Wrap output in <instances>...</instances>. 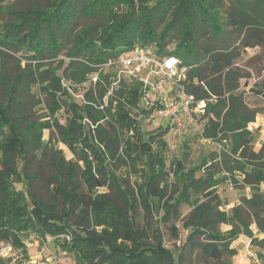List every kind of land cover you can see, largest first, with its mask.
<instances>
[{"label": "trees", "instance_id": "1", "mask_svg": "<svg viewBox=\"0 0 264 264\" xmlns=\"http://www.w3.org/2000/svg\"><path fill=\"white\" fill-rule=\"evenodd\" d=\"M12 1L0 0V9ZM44 1V6L18 12L0 34V48L17 53L23 50V57L37 61L38 72L27 68L15 75L5 70L0 74V86L5 91L0 101V241L11 244L27 260V238L44 243L48 237L65 235L70 241L64 240L61 246L74 255L76 264H182V253L175 255L164 245L158 227H154L155 241H151L152 235L137 222L136 209L143 203L145 215L163 211L161 220L170 222L184 202L190 203L192 193H198L203 201L196 204L188 219V244L200 250L202 264H232V258L225 257L237 254L229 247L242 231L254 242L258 240L241 218L240 206L230 212L221 210L227 204L216 195L215 188L237 171L252 191L243 203L254 212L258 232L264 234V143L258 153L249 154L243 147L253 139L239 106L233 102L231 109L223 113L229 102L220 80L240 51L232 50L230 45L221 49L213 41L218 37L234 38L244 49L263 45L264 0H228L231 7L223 18L230 31L216 22L211 10L217 7L216 0H151V5L145 4L139 10L136 0ZM123 6L127 10L121 13ZM170 12L172 18L165 22ZM80 18L102 22L77 30ZM202 35H207L206 41ZM171 42L176 46L168 52ZM148 44L156 45L160 54L182 59L188 68L185 84L197 99L215 97L208 104L203 138L228 141L233 155L242 151L240 160L226 163L224 168L220 163L225 161L226 153H214L187 171L185 159L176 160L173 171L180 188L178 196L172 195L171 199L167 189L161 187L171 176L166 139L169 128L145 130L134 111L141 100L140 84L123 80L109 94L111 72L103 68L123 52ZM63 49L69 62L59 74L64 62L57 59ZM47 58L53 64H42ZM78 67L80 72L74 71ZM95 74L100 76L98 85L81 89L87 103L80 102L70 89L77 91L78 85L89 82ZM34 86L38 93L42 88L50 100L51 117L41 122L28 120L29 93ZM255 92L264 98V86ZM62 110L66 114L64 123L56 116ZM46 130L58 134L75 160H68L62 149L56 150L50 144L52 139L44 142ZM41 151L53 154V200L49 202H40L34 195L38 175L29 171ZM251 159L256 163H250L247 170L245 162ZM139 166L145 176V189L136 201L134 193L126 189L128 179L118 169ZM201 171L202 176L196 177L195 173ZM17 183H23V189H18ZM102 188L107 192L101 193ZM235 222L243 229H237ZM222 224H233V228L223 233ZM99 226L104 229L97 233L95 228ZM173 229L174 238H178L175 226ZM119 239L136 249L124 248L128 246L118 243ZM260 256L263 258L262 253ZM0 264H5L1 257Z\"/></svg>", "mask_w": 264, "mask_h": 264}, {"label": "rangeland", "instance_id": "2", "mask_svg": "<svg viewBox=\"0 0 264 264\" xmlns=\"http://www.w3.org/2000/svg\"><path fill=\"white\" fill-rule=\"evenodd\" d=\"M216 1L217 7L211 10L215 12L217 20L223 19L222 22H220L221 20H216V22H218L219 26L224 30L230 31L231 27L225 26L224 22H226V19L223 17L225 16V12L231 7V3L228 0ZM136 2L138 10L145 4L151 5V0H136ZM41 5H45L44 0H15L4 4L0 9V34L3 32L5 24L14 21L18 12L26 9L38 8L41 7ZM126 8L127 7L123 6V8H121V13L126 12ZM171 18L172 13L170 12L169 14L167 13L164 20L165 22H168ZM101 22V19L94 20L80 18L76 24V29L78 30L88 25L100 24ZM207 28L201 31L205 32ZM206 36L207 35H202V38H204L205 41L207 40ZM224 40L225 42L223 43L222 41ZM213 42L221 49H224L225 45H230L232 50L240 51L239 58L234 61L230 71L226 72L220 80L226 91L224 97L229 102L228 108L224 109L223 113L226 114L227 111L231 109L233 102L239 106L238 111L242 115L243 120L248 123L246 130L249 132L250 138L253 139L251 144H247L243 148L247 149L249 154L251 152L258 153L264 143V98L257 95L255 90L264 86V44L254 48L244 49L237 46L234 38L228 37L221 40V37H218ZM175 46L176 42H171L168 46V52L173 50ZM22 51L17 53L2 50L0 48V74H3V70H5L15 75V72H20V70L24 71V69L27 68H32L35 70L36 74L38 73L36 70L37 61L26 59L23 57L24 51ZM65 53L66 49H63L61 51V55H59L57 59L58 61L62 60L64 62V66L61 70H59V74H62L64 68L69 62ZM51 61L53 60L47 58L42 64H53ZM19 65L21 68L18 70ZM54 66H57V62H54ZM45 68L47 67L42 68V70ZM111 68L105 69L108 71L111 70ZM74 71L80 72V67ZM46 75L44 76L46 77ZM65 83L68 84L67 81H65ZM229 86L231 87V90H229ZM36 89L37 88L34 86L32 91L29 93V97L32 99L31 103L27 106L28 112L30 113L28 120L41 122L42 118L47 120L51 117L49 109L50 100L46 97L42 88L39 93L36 92ZM4 94L5 91L0 86V101L3 99ZM56 116L62 123L65 122L66 114L64 110L60 111ZM207 120L208 116L206 114L200 116L193 114L188 118V128L183 136L174 137L173 134L168 131L166 139L168 140L170 146L168 151V167L171 170V176L170 180L163 181L161 183V187L167 189L169 199L174 196L177 197L180 188V181L173 171L175 170L176 160L183 161L185 159L184 167L187 171L191 167L199 166L202 164L203 159L209 158L214 153L227 154V156H225L226 162L222 161V163H220V167L222 168L226 167V163H232L233 160L241 159L239 156L242 151H240L238 155H233L232 147L228 141L221 142L203 138V131L205 125L207 124ZM159 127H161L160 123L151 122H146L143 126V128L148 131L158 129ZM164 128H166V125H162L161 129ZM51 139L52 141L50 144H52L56 150L62 149L68 160H75L74 155L69 151L68 147L59 141L58 134L56 132L52 133L46 130L44 132V142L49 143ZM52 155V153L44 154L42 151L39 152L36 159L31 162L29 167L30 174L33 173L38 175L37 180L33 184V191L34 195L40 202H49L53 200L52 189L55 173L50 165ZM79 163L83 165L81 161ZM245 163L247 164L246 169L250 170L249 164L256 163V161L251 159L248 161L246 160ZM121 167H119L118 170H120L121 175L129 181L128 184L125 183V187L127 184L126 189L130 193H134V199L139 201L140 198H142L141 191L145 189L142 185L145 181L142 168L139 166V168L136 169L131 168L125 170ZM202 174V171L197 172L195 173V176L201 177ZM228 178L230 179L215 188L216 195H218L227 204L221 207V210L230 212L234 207L240 206L241 218L245 224L250 226V230L253 231L258 241L257 243L254 242L242 231V233L231 243L229 247L230 250H235L237 254L233 257H230L229 254H227V257L225 258H232V264H261L262 261H264V234L258 232L254 212L243 203V198L250 197L252 191L249 186L245 185L243 177L239 175L237 171L233 172V177L231 175V177ZM166 183L168 184L166 185ZM16 187L18 189H23L24 186L23 183H17ZM100 192H107V189L102 188L100 189ZM120 198L121 200L123 199L122 196H120ZM202 201L203 195L192 193L191 199L189 200L190 203L184 202L181 205L179 212L172 217L170 222L169 220L165 221V219L161 220L164 215L163 211H159L160 213L156 214L154 213L152 216L145 215L144 213L146 210H142L144 207L142 203L138 207V210L136 209V219L138 224L140 226H144L147 229L148 234L152 235L151 241L153 242L155 241L154 227H158L164 241V245L169 250H172L175 255L177 253H182V258H184L182 264H202L199 260V258H201L200 250L193 249L188 244L189 230L187 228L188 219L190 218L194 207L198 202ZM74 221H76V217L74 218ZM235 225L237 229H243V226L239 222H235ZM173 226H175L178 231V238H174L173 236ZM232 228L233 224L221 225L223 233L232 230ZM103 229V226L95 228L97 233L102 232ZM64 237V235L57 238L48 237L44 243L35 241L32 238H27L26 243L29 252V260H27L22 253L16 250H13L10 254L0 251V257L5 261V264H46V256H48L49 253H60L62 251L61 243L66 240ZM201 240L204 239L201 238ZM118 243L128 246L124 247L128 250L136 249V246L123 242V240L119 239ZM260 253H262L263 258L260 256ZM63 264H76L74 255L67 253L63 259Z\"/></svg>", "mask_w": 264, "mask_h": 264}, {"label": "built area", "instance_id": "3", "mask_svg": "<svg viewBox=\"0 0 264 264\" xmlns=\"http://www.w3.org/2000/svg\"><path fill=\"white\" fill-rule=\"evenodd\" d=\"M103 68H111L108 80L111 84L109 94H112L114 88H117L123 80L140 84L141 100L134 108L136 117L143 123H160L161 127L166 125V128L159 127V129L169 128L174 137H181L186 133L188 118L191 115H205L209 102L215 101V97L210 100L197 99L185 84L188 68L182 59L174 54H160L154 44L136 46L130 51L123 52L114 61L105 64ZM99 81V74H95L89 82L78 85L77 91L73 88L70 91L77 100L87 103L81 89L90 86L95 89ZM202 85L205 86L204 83ZM144 110L151 113L145 115ZM85 122L95 128L90 120L85 119ZM64 238L70 241L69 236ZM13 250L11 244L0 241V251L10 254ZM67 253L63 248L60 253H49L45 262L46 264H63Z\"/></svg>", "mask_w": 264, "mask_h": 264}]
</instances>
